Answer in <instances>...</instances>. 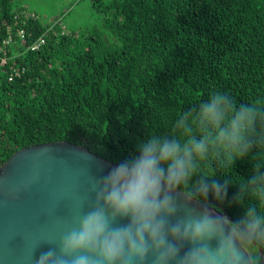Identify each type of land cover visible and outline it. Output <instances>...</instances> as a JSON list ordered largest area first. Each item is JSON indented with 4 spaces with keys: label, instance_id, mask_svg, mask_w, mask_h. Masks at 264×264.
I'll return each instance as SVG.
<instances>
[{
    "label": "trees",
    "instance_id": "obj_1",
    "mask_svg": "<svg viewBox=\"0 0 264 264\" xmlns=\"http://www.w3.org/2000/svg\"><path fill=\"white\" fill-rule=\"evenodd\" d=\"M88 1L99 26L61 33L0 0V45L7 26L16 40L25 30L20 52L11 49L0 66V165L23 147L54 141L117 164L148 134H171L176 117L212 90L264 108V0ZM47 27L45 43L27 48ZM16 64L24 71L9 80ZM261 154L258 144L233 168L213 163L210 173L247 178ZM233 191L223 201L196 198L234 221L242 209Z\"/></svg>",
    "mask_w": 264,
    "mask_h": 264
},
{
    "label": "clouds",
    "instance_id": "obj_2",
    "mask_svg": "<svg viewBox=\"0 0 264 264\" xmlns=\"http://www.w3.org/2000/svg\"><path fill=\"white\" fill-rule=\"evenodd\" d=\"M258 144L264 108L210 91L176 117L171 134H148L130 159L101 178L90 175L91 206L58 240L42 241L54 247L34 264H264V154L247 178L210 173L213 163L233 168ZM230 187L242 209L234 221L177 201L178 188L223 201Z\"/></svg>",
    "mask_w": 264,
    "mask_h": 264
},
{
    "label": "water",
    "instance_id": "obj_3",
    "mask_svg": "<svg viewBox=\"0 0 264 264\" xmlns=\"http://www.w3.org/2000/svg\"><path fill=\"white\" fill-rule=\"evenodd\" d=\"M115 165L69 141L34 144L15 151L0 165V264H34L42 252L54 247L42 241L58 240L92 204L89 176L101 178ZM176 192L179 204L187 202L197 211L207 210L233 221L229 213L212 203L190 198L180 188ZM35 247L34 257L29 259Z\"/></svg>",
    "mask_w": 264,
    "mask_h": 264
},
{
    "label": "rangeland",
    "instance_id": "obj_4",
    "mask_svg": "<svg viewBox=\"0 0 264 264\" xmlns=\"http://www.w3.org/2000/svg\"><path fill=\"white\" fill-rule=\"evenodd\" d=\"M17 5H24L30 10L36 11L34 13L42 24L52 23L60 19L63 29L67 32H75L95 25L99 26L101 21V15L94 11L88 0H19ZM13 46L19 50L18 44H13Z\"/></svg>",
    "mask_w": 264,
    "mask_h": 264
},
{
    "label": "built area",
    "instance_id": "obj_5",
    "mask_svg": "<svg viewBox=\"0 0 264 264\" xmlns=\"http://www.w3.org/2000/svg\"><path fill=\"white\" fill-rule=\"evenodd\" d=\"M34 15L35 14L33 12H26L24 17L27 19L30 16L35 17ZM59 20L60 19L54 21V23L58 24L61 33L67 32L63 29L62 24ZM52 30H53L52 27H47L46 30L43 31L42 34L38 37V39L36 41L32 42L27 48H29L31 50L39 48L45 42L46 33L48 31H52ZM7 31L9 32L7 35V38H5L3 44L0 45V66L5 64L6 62H8V60H9V57H8L9 53L8 52L12 51L11 49H13L14 50L13 52L16 54V53L20 52V48L23 47L24 43H25V30L23 28H18L16 30L17 31V40L12 37V34H11L12 28L10 26H7ZM13 44H18L19 50L15 49V46H13ZM23 71H24L23 68L19 67L17 64L11 65L10 66V72L8 74V79L11 80L15 76H19Z\"/></svg>",
    "mask_w": 264,
    "mask_h": 264
},
{
    "label": "crops",
    "instance_id": "obj_6",
    "mask_svg": "<svg viewBox=\"0 0 264 264\" xmlns=\"http://www.w3.org/2000/svg\"><path fill=\"white\" fill-rule=\"evenodd\" d=\"M11 3H12V7L13 9H16L17 11L18 10H22L23 12H30L32 11L33 13L36 12L34 10H30L27 6H24V5H17V3H19V0H11ZM19 12V11H18ZM52 19V18H51ZM51 19H49L51 21Z\"/></svg>",
    "mask_w": 264,
    "mask_h": 264
}]
</instances>
